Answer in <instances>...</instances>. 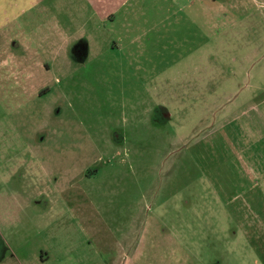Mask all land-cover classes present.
Masks as SVG:
<instances>
[{"label":"rangeland","instance_id":"1","mask_svg":"<svg viewBox=\"0 0 264 264\" xmlns=\"http://www.w3.org/2000/svg\"><path fill=\"white\" fill-rule=\"evenodd\" d=\"M240 4L0 0V264H264Z\"/></svg>","mask_w":264,"mask_h":264},{"label":"crops","instance_id":"2","mask_svg":"<svg viewBox=\"0 0 264 264\" xmlns=\"http://www.w3.org/2000/svg\"><path fill=\"white\" fill-rule=\"evenodd\" d=\"M242 18V39L245 42L244 56L246 57V75L258 76L257 89L261 94L254 95L260 99H247L243 126L244 142L250 137L256 139L257 148L255 174L259 177L262 192V177L264 178V0H240ZM236 119V118H234ZM234 121V120H233ZM264 181V180H263Z\"/></svg>","mask_w":264,"mask_h":264}]
</instances>
